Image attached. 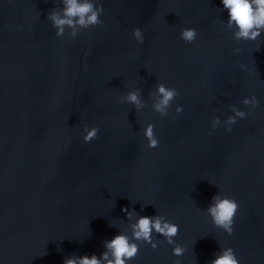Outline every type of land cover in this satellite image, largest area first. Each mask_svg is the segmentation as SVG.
<instances>
[{
	"label": "water",
	"instance_id": "1",
	"mask_svg": "<svg viewBox=\"0 0 264 264\" xmlns=\"http://www.w3.org/2000/svg\"><path fill=\"white\" fill-rule=\"evenodd\" d=\"M98 3L103 26L57 37L49 16L63 18L64 0H0V264L99 258L155 215L179 226L184 255L153 233L157 248L136 242L128 264H211L224 248L264 264V30L237 39L222 0ZM159 84L178 92L164 114ZM233 108L247 115L226 131ZM216 195L239 205L232 235L207 214Z\"/></svg>",
	"mask_w": 264,
	"mask_h": 264
},
{
	"label": "clouds",
	"instance_id": "2",
	"mask_svg": "<svg viewBox=\"0 0 264 264\" xmlns=\"http://www.w3.org/2000/svg\"><path fill=\"white\" fill-rule=\"evenodd\" d=\"M65 8L63 11V18L53 13L49 16L54 26L56 27V35L60 37L63 35L65 26L75 28L79 26L84 29H89L95 26H103V21L100 19L103 13V7L93 0H64ZM223 8L228 13V25L235 26L238 31L235 33L237 39L256 40L260 35L261 30H264V0H222ZM76 35L75 31L72 33ZM133 36L138 43H143V34L139 28L133 30ZM197 37L195 29H184L180 34V38L186 43H192ZM238 52L239 50H235ZM243 69L244 66L241 65ZM157 91L161 97L159 103L155 105V110L158 113L164 114V110L169 107L170 102L173 101L178 92L174 88H168L164 84L157 86ZM127 101L141 106L138 99L137 92H129ZM243 104L251 105L253 108L257 105L255 97L251 99H244ZM235 116H229L226 131H231V125L236 123V117L244 119L246 113L237 111L233 108ZM177 115L182 112V108L175 109ZM212 128L215 129L220 126L219 118L212 122ZM98 128L92 127L86 129L87 134L83 136L85 143H90L97 138ZM144 137L147 140V147L155 149L159 145V141L154 135L153 126L149 125L144 131ZM239 205L237 202L228 197H221L216 195L212 198V203L207 208V214L211 218L215 227L222 229L228 235L233 233L234 217L237 213ZM127 214L128 219L133 216L127 208L122 209ZM131 238L126 234L115 235L109 241H105V252L98 258L96 255L91 257H72L64 261V264H128V261L136 258L139 252V246L136 242H143L150 244L152 249H156L160 241L153 239V233L158 234L164 238V242L168 245H173L172 254L176 257L184 255L186 249L181 245H176L174 237L179 233V226L177 224L168 222L164 216L155 215L140 216L136 222L131 226ZM111 257V258H110ZM179 264V261H177ZM211 264H239L236 254L231 248H224Z\"/></svg>",
	"mask_w": 264,
	"mask_h": 264
}]
</instances>
